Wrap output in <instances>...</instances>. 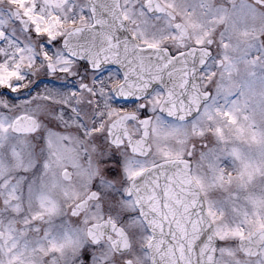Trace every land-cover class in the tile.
Masks as SVG:
<instances>
[{
	"label": "snow or ice",
	"instance_id": "obj_1",
	"mask_svg": "<svg viewBox=\"0 0 264 264\" xmlns=\"http://www.w3.org/2000/svg\"><path fill=\"white\" fill-rule=\"evenodd\" d=\"M0 264H264V0H0Z\"/></svg>",
	"mask_w": 264,
	"mask_h": 264
}]
</instances>
